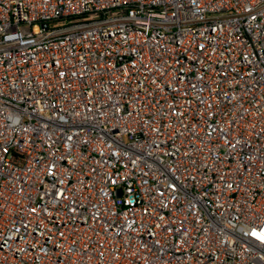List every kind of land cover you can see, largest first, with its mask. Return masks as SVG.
<instances>
[{
  "label": "built area",
  "instance_id": "2783aa9c",
  "mask_svg": "<svg viewBox=\"0 0 264 264\" xmlns=\"http://www.w3.org/2000/svg\"><path fill=\"white\" fill-rule=\"evenodd\" d=\"M0 264H264V0H0Z\"/></svg>",
  "mask_w": 264,
  "mask_h": 264
}]
</instances>
